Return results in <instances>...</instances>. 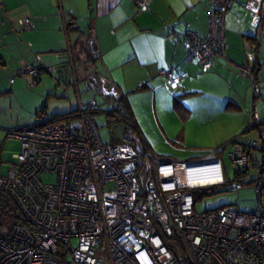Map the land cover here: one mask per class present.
<instances>
[{"label": "built area", "instance_id": "2783aa9c", "mask_svg": "<svg viewBox=\"0 0 264 264\" xmlns=\"http://www.w3.org/2000/svg\"><path fill=\"white\" fill-rule=\"evenodd\" d=\"M250 1L257 4L252 11L259 21L264 0ZM148 2L135 0V5L141 10ZM232 2L209 0L206 33L184 35L188 59L203 71L226 58L224 18ZM21 25L29 29L30 18ZM61 61L71 75L56 82L76 87L68 42ZM56 66L23 64L16 73L37 82L44 72L54 75ZM238 71L259 93L252 68L240 65ZM162 74L168 87H178L179 74ZM98 111L95 98L87 104L78 99L64 115L7 131L18 139L19 152L0 175V190L27 226L12 223L0 233V264H264V151L256 156L257 141L228 143L235 180L250 168L255 172V209L241 212L225 204L196 211V191L226 184L219 156L225 145L197 161L157 159L145 145L104 142L93 117ZM251 116L252 126L257 125L256 113ZM43 174H53L54 181H43ZM242 184L229 183L228 190Z\"/></svg>", "mask_w": 264, "mask_h": 264}, {"label": "crops", "instance_id": "0c3cea01", "mask_svg": "<svg viewBox=\"0 0 264 264\" xmlns=\"http://www.w3.org/2000/svg\"><path fill=\"white\" fill-rule=\"evenodd\" d=\"M256 6L250 0H233L224 18L226 58L203 71L198 61L188 59L183 38L187 31L206 33L209 0H149L141 10L135 0H0V98L5 93L12 96L17 88L16 80L6 81L13 70L25 62L57 65L68 42L76 87L56 82L63 90L53 86L59 95L52 102L49 98L55 97V90L42 85V73L37 88L41 96L47 95L40 109L43 115L68 112L78 99L87 103L82 102L78 86V80L85 78L84 90L90 91V98L100 94L111 109L125 97L137 133L139 128L147 130L140 125L144 114L146 125L161 133L177 131L176 139L192 148L218 147L235 137L242 144L257 141L256 156H260L264 151V4L259 21L252 11ZM26 17L31 27L17 31ZM255 46L260 63L253 73L260 88L257 94L238 71L240 65L252 68ZM162 70L181 76L177 88L167 86ZM64 90L70 94L67 100ZM58 104L61 111L47 112ZM196 112L200 126L192 137L189 125ZM251 112L258 119L255 128ZM168 117L175 118L176 129L168 126Z\"/></svg>", "mask_w": 264, "mask_h": 264}, {"label": "rangeland", "instance_id": "374dc122", "mask_svg": "<svg viewBox=\"0 0 264 264\" xmlns=\"http://www.w3.org/2000/svg\"><path fill=\"white\" fill-rule=\"evenodd\" d=\"M15 29H17V31H20L22 27L18 26ZM64 45L65 40L63 42L62 47H65ZM36 56H39V54ZM30 63L33 62H25L22 63V65ZM21 66L13 70L11 74H9V76H6L7 82H10V79H12L11 82L16 80L17 88L15 89V92L12 94V96H10V94L8 95V93H5L0 98V128H5L4 130H2V132H0V172H4L9 166L14 165V163H16L15 155L19 152L18 139L8 136L7 131L9 129H16L21 128L23 126L37 124L38 122L43 121L50 116L36 115V112L43 107V104L45 103L44 100H46L47 95H40V91L37 88L39 83L32 80L28 75H17L16 72ZM50 76L53 79H51ZM41 79L43 86L47 84V86H51L52 89L55 90V88L53 87L56 86L55 74L51 75L45 72L43 73ZM86 83L87 82L85 78H81L80 80H78V86L81 91L80 93L82 97V102L85 101L88 103L91 98L89 93L90 91L88 92L84 90V88L86 87ZM56 88L58 90L60 89L59 86H56ZM56 90L54 92L55 97L50 96L49 98V100H51L52 102H56L55 100H58L57 95L59 94ZM64 95V99H69V92L64 90ZM94 98L99 104V111L96 112L93 117L98 125L101 139L104 142H120V140H122L124 136V129L122 124L123 122L119 120V116L113 117L106 115L108 111L112 112V109L110 108V104H108L105 99L100 96V94L95 93ZM52 105H54V103ZM61 108L62 107L60 106V104H58L56 105V107L52 108V106H50V108H47L46 110L48 113L51 114L57 111H61ZM69 109H67V111ZM146 117L147 116L143 114V119L141 120L140 125L146 127L147 130L139 128L141 133H128L127 135L129 138L134 137L135 139L132 141L130 139H126V141L135 144H137V141H139L140 144L145 146L147 145V147L151 150L155 158L160 159L170 156L172 160L177 161H197L202 158L210 157L214 154L213 149L217 145L211 146V148L196 149L192 148V146L190 145H186V143L181 144L176 139L177 131L173 134H170V132L166 131L164 133H161L154 126L146 125ZM197 120L198 113L196 112V115H193V119L191 121V124L189 125V132L191 133L192 137L195 136L196 132H198V127L200 126V123ZM167 123L169 124V127L176 129V121L174 117H168ZM229 151L230 146L227 145L222 148L219 154L223 165L226 184L202 188L203 190H207L209 192L207 194L201 193L198 195L197 193H195L196 201L194 209L196 211H205L208 209L216 208L221 205L229 204L234 205L241 212H249L255 209V207L257 206V195L254 188V183L251 181V178L255 174L254 170L250 168L247 174H240L238 178L239 181H236V174L234 173L235 167L228 157ZM258 157L260 158V156ZM41 179L45 182H53L54 175L43 174L41 176ZM233 182H245V184L238 186L235 190H228V184ZM6 212V210L2 211V208L0 207V218L3 223L0 226V233L5 231V229L8 228L12 222V220L8 218Z\"/></svg>", "mask_w": 264, "mask_h": 264}, {"label": "trees", "instance_id": "16d2710c", "mask_svg": "<svg viewBox=\"0 0 264 264\" xmlns=\"http://www.w3.org/2000/svg\"><path fill=\"white\" fill-rule=\"evenodd\" d=\"M252 39H254V37ZM252 57H253L252 71L255 74L256 71L258 70V66L260 65L259 60H258V56H257V46L253 47ZM112 112L114 113V115L121 117V119L126 122V123H122L123 129H124V136H123L122 140H120V141H124L126 139H130L131 141L134 140L135 139L134 137L129 138L127 134L128 133L129 134H135V133H137L138 129H137L136 122L132 116V113H131L127 103H126V99L124 96H121L119 99H117L116 105L112 109ZM38 113H40V115H43L44 109L40 110ZM66 113L67 112L53 114L46 119H50V118H52L54 116H58V115H64ZM233 141H237V139L235 137L234 138L232 137L231 139L228 140V142H225V143L219 145L218 147L223 146L224 144L229 143V142H233ZM137 145L140 148H143V146H144V145L140 144L139 141H137ZM195 193H197L199 195L201 193L207 194L209 192L207 190L200 189V190L196 191ZM0 207L2 208V211H5V210L7 211L6 214H7L8 218H10L12 220L11 224L12 223H20L22 225L27 226V222L22 217L20 211L15 206L12 199L7 194L2 192L1 190H0ZM2 224L3 223H2V220L0 218V226Z\"/></svg>", "mask_w": 264, "mask_h": 264}, {"label": "water", "instance_id": "95a60500", "mask_svg": "<svg viewBox=\"0 0 264 264\" xmlns=\"http://www.w3.org/2000/svg\"><path fill=\"white\" fill-rule=\"evenodd\" d=\"M70 75H71L70 70H69L67 64L64 61L59 62V64H57V66H56L55 76L57 78L68 80L70 78ZM253 127L255 128L256 125Z\"/></svg>", "mask_w": 264, "mask_h": 264}]
</instances>
